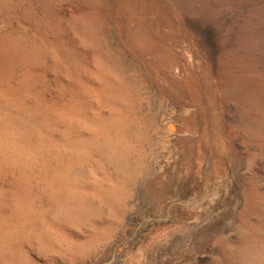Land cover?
Returning a JSON list of instances; mask_svg holds the SVG:
<instances>
[{
    "label": "rangeland",
    "instance_id": "1",
    "mask_svg": "<svg viewBox=\"0 0 264 264\" xmlns=\"http://www.w3.org/2000/svg\"><path fill=\"white\" fill-rule=\"evenodd\" d=\"M0 264H264V0H0Z\"/></svg>",
    "mask_w": 264,
    "mask_h": 264
},
{
    "label": "bare ground",
    "instance_id": "2",
    "mask_svg": "<svg viewBox=\"0 0 264 264\" xmlns=\"http://www.w3.org/2000/svg\"><path fill=\"white\" fill-rule=\"evenodd\" d=\"M141 101V100H140ZM115 116V115H114ZM119 117V116H118ZM101 118V117H100ZM109 119V118H108ZM119 120V119H118ZM104 121V120H103ZM105 121H107V120H105ZM110 121H112V123H114L115 121L112 119V120H110ZM102 122V121H101ZM108 122V121H107ZM119 122H120V120H119ZM118 122V123H119ZM112 123H110V124H112ZM116 123V122H115ZM117 123V124H118ZM108 124H109V122H108ZM94 125H95V123H94ZM105 125V124H104ZM113 126H114V124H112ZM109 125H107V127H108ZM111 126V125H110ZM120 126V125H119ZM99 127V126H98ZM112 127V126H111ZM110 127V128H111ZM115 127V126H114ZM113 127V128H114ZM118 127V126H117ZM106 128V127H105ZM93 129V128H92ZM96 129V128H95ZM101 129V128H100ZM103 129V128H102ZM116 129V128H115ZM98 130V129H97ZM105 130V129H104ZM114 130V129H113ZM93 131H94V129H93ZM104 132V131H103ZM111 130L109 131V133H110V136L113 138L114 136H112L113 134L115 135V136H117V131H115V133H113L112 135H111ZM100 133V132H99ZM108 133V132H107ZM95 134V133H94ZM108 136L107 137H109V134H107ZM104 136V135H103ZM120 136V135H119ZM90 137V136H89ZM101 138H102V133H101V136H100ZM106 137V136H105ZM106 137V138H107ZM121 137V136H120ZM119 137V138H120ZM110 138V137H109ZM108 138V139H109ZM112 138H110V139H112ZM104 139V138H103ZM107 139V140H108ZM115 139V138H114ZM113 139V140H114ZM138 139H140V138H138ZM88 140V139H87ZM106 140V139H105ZM116 140V139H115ZM120 140H121V138H120ZM119 139H118V141H120ZM134 140V139H133ZM40 141V140H39ZM82 141V140H81ZM90 141V140H89ZM99 141V140H98ZM111 141V140H110ZM118 141H116V142H118ZM139 141V140H138ZM79 142V141H78ZM84 142V141H83ZM101 142V141H100ZM104 142V141H103ZM108 142V141H107ZM114 143H115V141H113ZM123 142V141H122ZM75 143H77V142H75ZM91 143H93V142H91L90 141V144ZM140 143V142H139ZM83 144H85V143H83ZM112 144V143H111ZM141 144V143H140ZM144 144V143H143ZM82 145V144H81ZM96 145V144H95ZM107 145V144H106ZM120 145V144H119ZM123 145V144H122ZM136 145V144H135ZM76 146V145H75ZM75 146H73L74 148H75ZM89 146V145H88ZM100 146V145H99ZM121 146V145H120ZM79 147V146H78ZM78 147H76L77 148V150H78ZM81 147V146H80ZM91 147V146H90ZM90 147H88L89 148V150H90ZM93 147V146H92ZM105 147V146H104ZM135 147V146H134ZM23 148V147H22ZM84 148H85V145H84ZM84 148H83V150H84ZM99 148V147H98ZM114 148V147H113ZM133 148V147H132ZM10 149V148H9ZM26 148H24V150H25ZM81 149H82V147H81ZM80 148H79V150H81ZM95 149V148H94ZM23 150V149H22ZM88 150V149H87ZM110 150V149H109ZM82 151V150H81ZM91 151V150H90ZM136 151V150H135ZM255 151V150H254ZM20 152V151H19ZM132 152V151H131ZM137 152V151H136ZM260 152V151H259ZM95 153V152H94ZM125 154V153H124ZM139 154V153H138ZM28 155V154H27ZM93 155V154H92ZM140 155V154H139ZM18 156H20V155H18ZM131 156V155H130ZM133 156V155H132ZM254 157V156H253ZM123 158V157H122ZM246 158H247V156H246ZM258 158V157H257ZM119 159V158H118ZM124 159V158H123ZM152 159V158H151ZM215 160V159H214ZM246 161V160H245ZM30 163V162H29ZM252 163V162H251ZM29 165H31V164H29ZM31 168V167H30ZM28 169V168H27ZM216 169V168H215ZM220 169V168H219ZM228 168H226V170H227ZM33 170V169H32ZM126 170V169H125ZM244 170V169H243ZM199 171V170H198ZM33 172V171H32ZM225 172V171H224ZM133 176V175H132ZM224 178V177H223ZM221 180H223V179H221ZM220 180V181H221ZM231 182V181H230ZM230 184V183H229ZM218 185V184H217ZM240 185V184H239ZM218 188H217V190H215L214 189V191L215 192H212V193H210V197H209V201H210V199L212 200V204L213 205H215V206H218V205H221L223 208L225 207V208H229L230 209V213L231 212H233L234 210H235V206H234V202H233V200L232 199H234L233 198V196L230 194V192H229V190H228V181L226 180V178L220 183V185H218L217 186ZM195 189H196V187H194ZM199 188V187H198ZM216 188V187H215ZM234 188V187H233ZM106 189V188H105ZM237 189V188H236ZM204 191V190H203ZM213 191V190H212ZM243 192V191H242ZM205 193V192H204ZM236 194V193H235ZM238 196V195H237ZM247 196V198H248V195H246ZM245 196V197H246ZM246 198V199H247ZM250 199H251V197H250ZM207 200V199H206ZM249 200V199H248ZM205 202V201H204ZM208 202V201H207ZM203 203V202H202ZM220 203V204H219ZM203 208V207H202ZM201 208V209H202ZM219 209H221V208H219ZM205 209H202V211H204ZM218 211V210H217ZM226 211V210H225ZM195 212H198V210L197 211H195ZM200 212V211H199ZM221 213V212H220ZM200 214V213H199ZM201 215V214H200ZM231 215V214H230ZM198 216V215H197ZM208 216V215H207ZM232 216V215H231ZM196 216H194V218H195ZM221 218V217H220ZM219 218V219H220ZM196 219H197V217H196ZM201 219V218H200ZM225 219H227V218H225ZM204 220V219H203ZM222 220V219H221ZM197 221V220H196ZM196 223V222H195ZM200 223V222H199Z\"/></svg>",
    "mask_w": 264,
    "mask_h": 264
}]
</instances>
